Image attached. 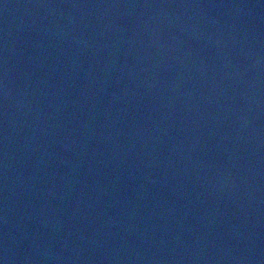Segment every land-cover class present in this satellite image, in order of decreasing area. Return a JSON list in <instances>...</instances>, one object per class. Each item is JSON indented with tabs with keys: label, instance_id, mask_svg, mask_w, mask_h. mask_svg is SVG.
<instances>
[{
	"label": "water",
	"instance_id": "obj_1",
	"mask_svg": "<svg viewBox=\"0 0 264 264\" xmlns=\"http://www.w3.org/2000/svg\"><path fill=\"white\" fill-rule=\"evenodd\" d=\"M0 264H264V0H0Z\"/></svg>",
	"mask_w": 264,
	"mask_h": 264
}]
</instances>
